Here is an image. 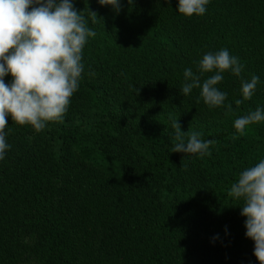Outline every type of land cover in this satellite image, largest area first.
I'll use <instances>...</instances> for the list:
<instances>
[{"label":"trees","instance_id":"trees-1","mask_svg":"<svg viewBox=\"0 0 264 264\" xmlns=\"http://www.w3.org/2000/svg\"><path fill=\"white\" fill-rule=\"evenodd\" d=\"M73 3L96 36L68 112L40 132L8 117L0 264H260L243 200L229 191L264 159V122L244 135L234 127L264 108V0H210L191 17L178 0H121L119 13ZM223 48L244 65L240 77L222 74L224 106L209 107L200 89L184 96V70L198 73L203 55ZM253 74L256 90L237 107ZM173 119L214 139L211 155L172 152Z\"/></svg>","mask_w":264,"mask_h":264},{"label":"clouds","instance_id":"clouds-1","mask_svg":"<svg viewBox=\"0 0 264 264\" xmlns=\"http://www.w3.org/2000/svg\"><path fill=\"white\" fill-rule=\"evenodd\" d=\"M209 2L178 0V12L188 17L203 15ZM98 3L113 6L117 13L122 8L121 0ZM82 12L75 9L73 0H0V160L11 147L5 131L9 116L16 124L31 125L40 132L47 122L61 121L68 112L84 71L83 49L88 38L96 36ZM89 15L96 23L97 12L89 9ZM197 67L199 74L192 68L184 70L181 93L186 96L193 89H200V96L209 107L224 106L227 93L217 87L224 79L222 74L230 70L240 77L244 65L223 48L204 54ZM210 72L215 74L201 82L203 74ZM9 74L12 81L6 83L4 78ZM259 79L255 74L250 80L241 79L243 100L235 101L237 107L252 98ZM227 110L232 111L231 103ZM259 122H264V108L257 107L237 118L234 127L244 135L248 126ZM172 128V152L211 155L209 148L215 144L214 139L204 140L200 132L182 131L176 119L172 120ZM229 195L243 200L240 206L241 215L247 217L246 236L255 242L254 255L264 264V159L239 173Z\"/></svg>","mask_w":264,"mask_h":264}]
</instances>
